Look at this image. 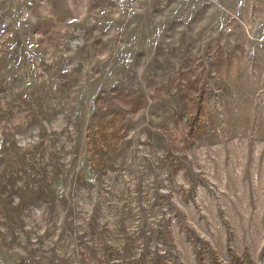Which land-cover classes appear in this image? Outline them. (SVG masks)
I'll return each mask as SVG.
<instances>
[{
    "label": "rangeland",
    "instance_id": "374dc122",
    "mask_svg": "<svg viewBox=\"0 0 264 264\" xmlns=\"http://www.w3.org/2000/svg\"><path fill=\"white\" fill-rule=\"evenodd\" d=\"M0 264H264V0H0Z\"/></svg>",
    "mask_w": 264,
    "mask_h": 264
}]
</instances>
